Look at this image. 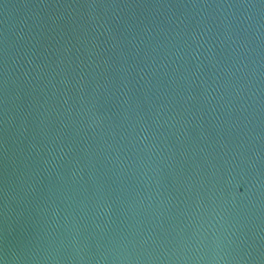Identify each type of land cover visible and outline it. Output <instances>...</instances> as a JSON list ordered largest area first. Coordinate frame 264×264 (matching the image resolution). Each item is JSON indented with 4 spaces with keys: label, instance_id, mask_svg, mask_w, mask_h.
Instances as JSON below:
<instances>
[{
    "label": "water",
    "instance_id": "water-1",
    "mask_svg": "<svg viewBox=\"0 0 264 264\" xmlns=\"http://www.w3.org/2000/svg\"><path fill=\"white\" fill-rule=\"evenodd\" d=\"M0 264H264V0H0Z\"/></svg>",
    "mask_w": 264,
    "mask_h": 264
}]
</instances>
